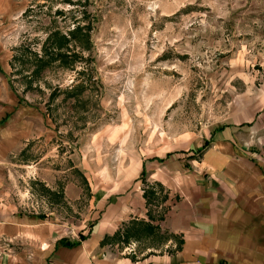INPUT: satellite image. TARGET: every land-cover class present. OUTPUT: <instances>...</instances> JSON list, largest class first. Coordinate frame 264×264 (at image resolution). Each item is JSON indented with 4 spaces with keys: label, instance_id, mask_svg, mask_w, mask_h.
Returning <instances> with one entry per match:
<instances>
[{
    "label": "rangeland",
    "instance_id": "rangeland-1",
    "mask_svg": "<svg viewBox=\"0 0 264 264\" xmlns=\"http://www.w3.org/2000/svg\"><path fill=\"white\" fill-rule=\"evenodd\" d=\"M0 20V76L31 120L13 202L77 238L98 210L126 208L110 250L162 247L137 221L164 197L141 171L261 111L264 0H0Z\"/></svg>",
    "mask_w": 264,
    "mask_h": 264
},
{
    "label": "crops",
    "instance_id": "crops-1",
    "mask_svg": "<svg viewBox=\"0 0 264 264\" xmlns=\"http://www.w3.org/2000/svg\"><path fill=\"white\" fill-rule=\"evenodd\" d=\"M8 62L0 58V71L10 72ZM201 142L172 166L152 160L142 169L164 197L153 205L160 213L154 218L143 199L149 222L136 220L153 227L148 235L167 236L163 246L115 253L109 243L117 240L112 236L126 208L98 210L80 240L68 224L25 212L11 199L8 178L20 154L32 148L31 120L0 76V264H264V105L241 124L212 129ZM138 197H129L133 209ZM64 241L79 243L67 247Z\"/></svg>",
    "mask_w": 264,
    "mask_h": 264
},
{
    "label": "trees",
    "instance_id": "trees-1",
    "mask_svg": "<svg viewBox=\"0 0 264 264\" xmlns=\"http://www.w3.org/2000/svg\"><path fill=\"white\" fill-rule=\"evenodd\" d=\"M78 32H80V30L79 29H76V31H74V33H72V36L70 37L71 38V40L70 41H74V40H76V38H77V33ZM55 36H57V35H55ZM63 42H64V45H68V42H69V40L67 41V39L66 38H64V40H63ZM63 46V45H62ZM61 45L59 46V48L60 47H62ZM59 48H57V50H59ZM61 54H60V52L58 53V55L57 56H55L56 58L57 57H59ZM63 57H66L65 55L64 56H61V58L63 59ZM47 63H48V61H47ZM153 160H157V161H163L162 159H157V158H153ZM144 170H142L141 171V176L143 177L144 176ZM144 230L148 233V234H152L153 233V227L152 226H150V225H145V227H144ZM114 239H119L120 238V234L119 233H115L113 236H112ZM85 237H83L82 235H79V239L80 240H83ZM128 238L129 237H127V240H128ZM79 242H73V243H71V242H68V241H64V242H61L60 244L62 245V246H67V247H73V246H76L77 244H78Z\"/></svg>",
    "mask_w": 264,
    "mask_h": 264
},
{
    "label": "built area",
    "instance_id": "built-area-1",
    "mask_svg": "<svg viewBox=\"0 0 264 264\" xmlns=\"http://www.w3.org/2000/svg\"><path fill=\"white\" fill-rule=\"evenodd\" d=\"M135 247H136V244H132V245H129V246H124V248H122V251H121V254L122 255H134L136 254L135 252Z\"/></svg>",
    "mask_w": 264,
    "mask_h": 264
}]
</instances>
